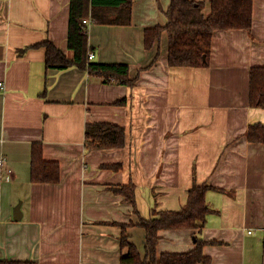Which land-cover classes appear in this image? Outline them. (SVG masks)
<instances>
[{
	"label": "crops",
	"instance_id": "crops-1",
	"mask_svg": "<svg viewBox=\"0 0 264 264\" xmlns=\"http://www.w3.org/2000/svg\"><path fill=\"white\" fill-rule=\"evenodd\" d=\"M170 1L132 0L129 25H88L87 56L127 65V86L47 69L44 47L19 52L49 41L71 56L70 0H0V262L120 264L122 227L143 259L139 220L180 210L206 184L201 232L162 230L157 253L189 252L198 237L210 264H264V145L248 138L251 125L264 128V108L249 105L250 70L264 67V0H252L249 30L213 33L205 67L168 66L166 31L144 48ZM190 1L208 15L210 0ZM93 123L122 127L125 145L87 149ZM33 144L58 163L57 183H31ZM129 184L134 206L119 191Z\"/></svg>",
	"mask_w": 264,
	"mask_h": 264
},
{
	"label": "trees",
	"instance_id": "trees-1",
	"mask_svg": "<svg viewBox=\"0 0 264 264\" xmlns=\"http://www.w3.org/2000/svg\"><path fill=\"white\" fill-rule=\"evenodd\" d=\"M203 4L190 0H171L165 27L144 30V48L151 50L162 32L168 34L167 63L170 67H205L208 65L212 35L218 30H249L252 23V0H210L208 15H203ZM132 0H70L67 49L71 56L64 55L56 46L45 41L19 50L45 48L47 69L66 70L76 67L89 75L101 78L104 83L132 86L135 79L129 78L125 64H101L88 60L87 29L89 24L126 26L130 24ZM87 20V24H83ZM156 61L154 59L153 63ZM152 65V64H151ZM148 68V67H147ZM249 105L264 108V67H253L249 74ZM250 141L264 145V128L253 124L248 129ZM87 149H120L125 145L122 127L108 123L87 124L85 127ZM30 181L34 184H54L59 181V166L42 158L40 144L31 148ZM209 186L194 185L188 190L187 203L176 211H151L150 218L140 219L138 227L145 232V256L142 259L137 248L128 241L122 227L121 247L128 252L120 264H210L202 253L207 243L195 238V247L186 253H157L162 230H193L201 232L210 213L205 194ZM119 191L126 201L134 206V186L129 184ZM125 227V226H124ZM0 264H31L0 262Z\"/></svg>",
	"mask_w": 264,
	"mask_h": 264
},
{
	"label": "built area",
	"instance_id": "built-area-1",
	"mask_svg": "<svg viewBox=\"0 0 264 264\" xmlns=\"http://www.w3.org/2000/svg\"><path fill=\"white\" fill-rule=\"evenodd\" d=\"M82 23L83 24H87L88 21L87 20H83ZM93 57H94L93 53L88 54V60H92ZM3 89H4V85H3L2 82H0V91L3 90ZM2 166H3V161L0 159V167H2Z\"/></svg>",
	"mask_w": 264,
	"mask_h": 264
},
{
	"label": "water",
	"instance_id": "water-1",
	"mask_svg": "<svg viewBox=\"0 0 264 264\" xmlns=\"http://www.w3.org/2000/svg\"><path fill=\"white\" fill-rule=\"evenodd\" d=\"M20 205L18 204L13 211V217L15 220H19L21 218L20 210H19Z\"/></svg>",
	"mask_w": 264,
	"mask_h": 264
}]
</instances>
